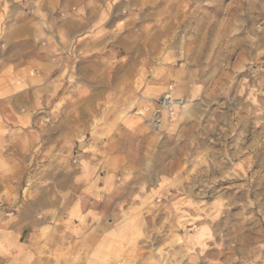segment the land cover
Masks as SVG:
<instances>
[{
  "label": "crops",
  "instance_id": "crops-1",
  "mask_svg": "<svg viewBox=\"0 0 264 264\" xmlns=\"http://www.w3.org/2000/svg\"><path fill=\"white\" fill-rule=\"evenodd\" d=\"M180 11L0 0V264H136L134 220L153 192L149 151L134 165L132 142L154 138L144 119L169 82L175 118L162 111L161 128L206 115L208 73L181 60ZM155 170L159 193L163 160Z\"/></svg>",
  "mask_w": 264,
  "mask_h": 264
},
{
  "label": "rangeland",
  "instance_id": "rangeland-1",
  "mask_svg": "<svg viewBox=\"0 0 264 264\" xmlns=\"http://www.w3.org/2000/svg\"><path fill=\"white\" fill-rule=\"evenodd\" d=\"M178 5L181 60L208 73V103L198 122L161 128L156 110L167 93L174 102L167 83L144 119L154 138L132 142L134 165L149 151L153 192L134 220L136 264H264V0ZM162 160L166 186L156 193Z\"/></svg>",
  "mask_w": 264,
  "mask_h": 264
},
{
  "label": "built area",
  "instance_id": "built-area-1",
  "mask_svg": "<svg viewBox=\"0 0 264 264\" xmlns=\"http://www.w3.org/2000/svg\"><path fill=\"white\" fill-rule=\"evenodd\" d=\"M171 104H172V100H171L170 94L167 93L163 97L162 104L156 110V113L154 115L155 116L154 120L156 121L157 119H159L161 112L164 111V110L167 111L170 115H172L173 114V110H172Z\"/></svg>",
  "mask_w": 264,
  "mask_h": 264
}]
</instances>
